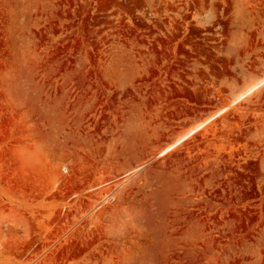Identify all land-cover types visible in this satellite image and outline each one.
I'll list each match as a JSON object with an SVG mask.
<instances>
[{
    "label": "rangeland",
    "instance_id": "374dc122",
    "mask_svg": "<svg viewBox=\"0 0 264 264\" xmlns=\"http://www.w3.org/2000/svg\"><path fill=\"white\" fill-rule=\"evenodd\" d=\"M264 0H0V264H264Z\"/></svg>",
    "mask_w": 264,
    "mask_h": 264
},
{
    "label": "bare ground",
    "instance_id": "6f19581e",
    "mask_svg": "<svg viewBox=\"0 0 264 264\" xmlns=\"http://www.w3.org/2000/svg\"><path fill=\"white\" fill-rule=\"evenodd\" d=\"M262 83L264 84V78L262 80H260L259 82H256V83L252 84L244 92H242L237 97H235L229 104H227V105L225 104V106H223L222 108H220L218 111L214 112L212 115H210L206 119H204L201 122H199L198 124L194 125L190 129H188L185 133L179 135L173 142L169 143L168 145H166L165 147H163L160 150L159 156L165 155L166 153H168L169 151H171L172 149H174L177 145L181 144L183 141H185L186 139H188L195 132H197L198 130L202 129L204 126H206L207 124H209V122L212 119H214L215 117H217L220 114H222L227 108H229V106H231V105L235 104L236 102L240 101L245 96H247L250 92H252L253 90H255L257 87L261 86Z\"/></svg>",
    "mask_w": 264,
    "mask_h": 264
}]
</instances>
